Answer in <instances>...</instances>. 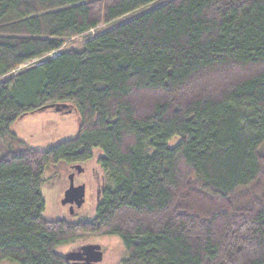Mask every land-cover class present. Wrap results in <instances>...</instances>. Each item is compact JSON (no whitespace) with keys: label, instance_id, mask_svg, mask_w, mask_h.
I'll use <instances>...</instances> for the list:
<instances>
[{"label":"trees","instance_id":"trees-1","mask_svg":"<svg viewBox=\"0 0 264 264\" xmlns=\"http://www.w3.org/2000/svg\"><path fill=\"white\" fill-rule=\"evenodd\" d=\"M0 0V264H76L59 247L119 238L121 264H264V0ZM18 69V70H17ZM70 104L47 150L11 126ZM101 154L92 219L47 220L44 170Z\"/></svg>","mask_w":264,"mask_h":264},{"label":"rangeland","instance_id":"rangeland-1","mask_svg":"<svg viewBox=\"0 0 264 264\" xmlns=\"http://www.w3.org/2000/svg\"><path fill=\"white\" fill-rule=\"evenodd\" d=\"M164 1L166 0H158L153 4L142 7L112 22L102 23L83 34L68 40L65 43V47L79 50L84 41L88 38H91L118 23L136 16L155 4ZM3 33H5V31L0 29V34ZM68 108L70 109V112H65L66 109L64 108L59 111H56L53 108H45L27 114L17 120L11 126V130L27 146L39 150H47L62 141L73 138L77 134L78 120L76 112L70 104H68ZM6 147V140H0V155L5 151ZM100 154L101 152L98 149H94L92 156L86 159V161H83V166L86 168L87 173L77 176L75 181L78 183H85L84 202L79 207L74 205L73 212H70L68 207L69 204L63 205L61 203V198L68 185L67 165L61 161L48 166L44 170L41 190L46 201L44 217L47 220L65 219L67 221H81L93 218L97 202L95 191L100 187L102 181V171L97 164V158ZM88 243H97L101 246L103 257L97 264H121V261L126 257V251L118 237L95 233L77 236L72 241L60 246L59 252L63 254L70 250H76L79 246ZM1 264L16 263L6 260Z\"/></svg>","mask_w":264,"mask_h":264},{"label":"water","instance_id":"water-1","mask_svg":"<svg viewBox=\"0 0 264 264\" xmlns=\"http://www.w3.org/2000/svg\"><path fill=\"white\" fill-rule=\"evenodd\" d=\"M53 108L56 111L61 110L62 108L66 109L65 112H70L68 104L66 103H55L49 104L41 109ZM75 167H80V165H75ZM69 185L63 193L61 198V203L70 204V212H73V206H81L84 202L85 188L84 184L75 185L73 182L72 174L68 176ZM64 257L66 260L72 261L77 264H97L102 260L103 251L101 246L97 243H88L79 246L76 250H70L65 252Z\"/></svg>","mask_w":264,"mask_h":264},{"label":"flooded vegetation","instance_id":"flooded-vegetation-1","mask_svg":"<svg viewBox=\"0 0 264 264\" xmlns=\"http://www.w3.org/2000/svg\"><path fill=\"white\" fill-rule=\"evenodd\" d=\"M65 164L67 165V168H68L67 179H68V176L70 174H72L74 184L75 185L84 184V188H85V183L84 182L78 183V182L75 181L77 176H80L81 174L87 173L86 168L83 166V161L67 162ZM75 165H80V167L77 168V167H75ZM68 185H69V179H68ZM68 185H67V187H68ZM101 190H102V182L100 184V187L97 188L96 191H95L96 199H98V196H99ZM68 207H69V210H70V204H69Z\"/></svg>","mask_w":264,"mask_h":264}]
</instances>
